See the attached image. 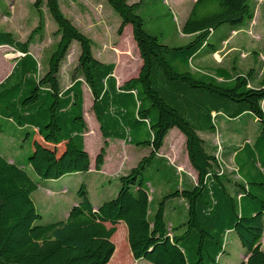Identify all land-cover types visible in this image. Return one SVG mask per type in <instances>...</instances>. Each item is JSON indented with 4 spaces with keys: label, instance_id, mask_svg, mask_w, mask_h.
I'll return each mask as SVG.
<instances>
[{
    "label": "trees",
    "instance_id": "16d2710c",
    "mask_svg": "<svg viewBox=\"0 0 264 264\" xmlns=\"http://www.w3.org/2000/svg\"><path fill=\"white\" fill-rule=\"evenodd\" d=\"M106 1L120 16L116 33L121 35L126 25L131 27L142 61L137 76L117 87L112 75L114 65L93 56L92 40L62 13L58 0H34L37 25L24 42L0 30V46H10L21 55L0 83V110L16 124L35 129L28 164L40 179H59L89 169L82 140L86 132L82 80L91 93V110L103 138L149 147L150 152L118 178L120 187L114 198L94 209L81 185L77 190L79 202L70 208L66 218L47 224L37 223L42 217L31 198L37 182L22 166L0 155V264H112L109 260L115 246L111 237L120 221L126 226L128 246L135 260L151 264H217L224 235L233 230L245 249L246 259L241 264H264L259 242L264 200L252 194L249 187L235 183L240 189L237 196L245 200L238 206L225 179L216 171L218 161L206 151L197 133L214 130L212 113L230 119L251 115L259 128L250 148L244 145L239 149L234 162L240 175L237 159L241 151H247L254 167V152L264 148V71L252 85V70L229 76L224 70L210 74L191 68V60L201 48L206 47L210 53L217 50L208 41L213 30L224 25L234 30L245 18L253 17L252 0H195L181 26V33L191 39L179 46L165 44L145 29V20L138 13L144 0L131 4L126 0ZM42 6L51 15L59 39L47 69L38 77L39 64L29 53V45L33 36L43 31ZM72 41L79 43L80 53L71 75L72 84L62 89L60 66ZM172 128L184 137L196 183L164 196L149 218V195L141 177L157 159ZM106 146L104 142L95 158L96 170L102 165ZM246 177V184L259 185L264 190V181L249 182V175ZM170 198L183 199L187 216L183 223L169 227L164 215ZM118 249L116 246L112 259L122 264Z\"/></svg>",
    "mask_w": 264,
    "mask_h": 264
},
{
    "label": "rangeland",
    "instance_id": "374dc122",
    "mask_svg": "<svg viewBox=\"0 0 264 264\" xmlns=\"http://www.w3.org/2000/svg\"><path fill=\"white\" fill-rule=\"evenodd\" d=\"M7 1L12 2V0H0V29H2V31L5 30V32L11 33L16 40L24 42L30 32L37 25V14L33 8L34 0H15L16 2L13 3L14 6L10 7H7ZM99 1L100 5H95L96 7L94 8V5L90 4L89 0H58L59 7L61 11H63L62 13L67 18L72 17L75 22L77 18L73 15V11L76 9V7L79 9L82 8V10L87 9V12L83 11L87 14V16L85 14L86 17H82L83 19L81 18L83 21L80 20L82 27H80L79 31L88 38H92L94 41L92 43V51L96 57L101 59L106 58V61H117V74H123V65H125V63L122 59L126 58L124 53H129V56L131 54V56L134 57V59H132L131 65H133V63L136 61L134 53H137V47L135 43L131 41L133 38L131 36L130 25H126L125 29L122 31V34L118 35L116 30L120 24V16L109 6L106 0ZM126 1L131 4L138 2L139 0ZM191 6V0H144L138 9V13L144 18V26L149 33L158 36L159 40L165 44L170 46H179L185 44L189 40L184 36V34L181 33V20L182 16L186 12H189ZM251 6V11L254 18H245L241 25L242 29H244L242 31L244 33L242 34L244 38H241L239 41H237V47L234 49H229L231 45L230 42L229 44L227 43L225 45L220 42L221 44L219 46V50L220 52H224L229 49L225 54V57H223V60L225 59V64L231 60L233 62L232 64L234 65L232 70L226 71L229 76H233L235 74H245L249 70H252V81H254V79L258 78L264 71V0H252ZM41 12L44 22L43 31L41 32V35H34L33 40L29 45L30 52L33 54L34 58L39 64L38 77H41L47 69L48 59L52 51L55 49L56 43L59 39V37L55 34L56 25L45 6L41 7ZM99 15H102L103 23L102 19L101 21H98ZM88 20L90 21L89 24L87 23ZM78 21L79 20H77V22ZM228 30H230L228 25L221 26L214 30V36L216 34L219 35L226 33ZM214 36L210 39V43H214ZM232 43H234V39ZM103 47L104 49L99 51V49ZM114 47L124 52L118 55ZM11 48H8V52L12 53V57L20 56V52L12 48L14 50L13 51ZM79 53V43L77 41H72L67 55L63 59L60 66L59 83L62 89H64L70 83L72 72L77 65ZM116 55H118L121 59L119 60L116 58ZM10 59L9 61L12 62ZM127 59L128 56L125 62H128ZM129 62H131L130 58ZM195 65H197V62ZM191 68L193 71H198L197 68L193 66V64ZM202 72L210 74L217 73V71L213 72L212 70L208 69H203ZM218 79L221 80V78ZM121 85L122 84H119V86ZM82 87L83 118L85 117L86 120V129L92 131L95 129V118L91 110L92 96L83 80ZM261 106L264 110V100L261 102ZM212 122L214 124L213 131L199 132L204 141V148L209 154H212L219 163L218 170L216 171L223 176V179H225L224 184L228 192L235 197L238 206L240 203L244 204L245 200H240V198L237 196L240 189L235 185V183H241L244 186L249 187L250 192L257 196L258 199L264 200V190L261 189V186L255 184H246L247 175H249V182L259 183L264 181V148L259 152H254V167L249 162L250 157L247 151H241L239 153L237 165L240 168V175H238V173H236L235 163L233 164L231 161V155H229L227 147L230 141H232V137H234L235 147L238 146L244 138H249V140H252L253 142V137L256 135L259 128L258 122L256 119L254 121L252 116L248 114H243L240 117L230 119L220 113L212 114ZM16 125L19 126L16 123L12 124L4 119H0V129L3 133L0 135V154L13 158L15 162L20 164L28 172L30 177L37 182V191L32 195L36 205V211L42 217L41 221L37 223L47 224L64 220L70 208L79 202L77 190L81 185H84L85 182H89L87 176L79 173H70L65 174L62 176L63 178L58 181H56V179L45 180L37 177L28 164V157L32 152L29 144L24 142L17 145H11L4 140L12 132L13 126L17 128ZM30 128L31 127L26 126L27 130H24V136ZM174 133H179V130L172 128L168 131L166 135L167 137L165 136L163 148H160L161 155L166 156V151H168V148L171 146V144H173V142L176 143V147L179 149L182 155H184V143L180 142V139L178 140L175 138ZM180 135L183 136L181 133ZM230 135H232L231 138ZM114 141L117 140L112 138L110 147L111 151L115 145ZM87 143L88 148L94 147L96 145L94 134L88 135ZM5 145L7 147L1 149V147ZM142 149L143 148L137 146H127V157H125L123 161H138L142 156H144V154H147L144 153ZM111 157L115 159L112 154ZM159 159L160 158H158V160L154 159L151 164L146 167L141 177L142 184L149 195V218H151L156 211L158 203L162 200V198L175 191L177 185H181L183 179L186 178L191 183V185L196 183V173L193 171L190 165L179 168V170L177 169L179 166H175L179 172L177 176H174L173 169L167 164L165 165L163 161H159ZM226 179L229 181V183L226 181ZM54 181H56V183ZM117 181L118 180L116 179H112L111 187H114L115 183H118L117 185L120 187V184ZM46 186H49V188L54 191H64L57 192L56 194L49 196L45 194L43 189ZM87 186L90 192V201L93 204H99L102 200V197H96L91 187L89 185ZM172 203L173 198H170L165 203L164 218L169 227L173 224V221L170 219V206H172ZM185 216H187L186 210ZM262 222L264 227V213L262 216ZM108 226H110V224H108ZM115 233L116 236L114 237ZM115 233L112 235V239L115 249L116 246H119L117 257L120 256L122 259V264H151L144 259H133L127 242L126 226L123 222L120 221L116 224ZM259 242L261 244L262 251H264V230ZM243 255H245V249L241 246L236 233L233 230L227 231L224 235L223 251L217 258V264H241L243 261ZM112 256L110 258L112 264H119V260L112 259Z\"/></svg>",
    "mask_w": 264,
    "mask_h": 264
},
{
    "label": "crops",
    "instance_id": "0c3cea01",
    "mask_svg": "<svg viewBox=\"0 0 264 264\" xmlns=\"http://www.w3.org/2000/svg\"><path fill=\"white\" fill-rule=\"evenodd\" d=\"M182 1H184V0H182ZM194 1L195 0H191V3H193ZM15 2H16L15 0L14 1L12 0V2L7 1V7L14 6L13 3H15ZM89 2H90V4L94 5V8L96 7L95 5H100L99 0H89ZM83 11L87 12V9L82 10V8L79 9L78 7H76V9L73 11V15L76 16L77 20H79L78 22H77V20L75 22L72 17L68 18L78 28V30L80 29V27H82L80 24V20L83 19L82 17L87 16V14L84 13ZM85 14H86V16H85ZM187 15H188V12H186L182 16L181 26H182L183 22L185 21ZM101 19H102V23H103V17H102V15H99L98 21H101ZM87 23L89 24L90 21L88 20ZM125 27H124V29H125ZM0 30H2V29H0ZM130 30H131V27H130ZM243 30L244 29H242V27H239V28H235L234 30L230 29L226 33H222L219 35L216 34L215 36H214L215 31L213 30L209 36L208 41H210V39L214 36L215 39H214V43H212V44H215L217 50L215 52L210 53V52H208L206 47L201 48L200 51L192 58L191 66L193 64V66L196 67L199 72H202L203 69L212 70L213 72L214 71H220V70H224V71L232 70L234 68V65L232 64L233 62L230 60V61H228L227 64H225L224 63L225 59L223 60V57H225V54L228 52L229 49H234L237 47L236 46L237 41H239L241 38H244V36L242 35V34H244L242 32ZM131 36H132V34H131ZM184 36L186 38H188L189 40L191 39V36H189V35H184ZM233 39H234V43H232ZM91 40H92V38H91ZM131 41H133V39H131ZM93 42L94 41L92 40V43ZM220 42L223 43L224 45L227 43L229 44V42H230V44H231L230 48L224 52H220V50H219V46L221 44ZM103 46H105V45H103ZM8 48H11V47L7 46V45L0 46V83L3 82L6 77H8V75L11 73V71L15 65L16 60L21 56L20 55V56L12 57V53L8 52V50H9ZM103 49H104V47L99 49V51L103 50ZM114 49L118 53V55L120 53L124 52V51L117 49L116 47H114ZM29 53L32 54L30 52V48H29ZM117 53H115V54H117ZM9 54H11V55H9ZM92 54L97 60H99L102 63H113L115 65L114 70H113V77L115 78L117 87H119V84H123L125 81L129 80L130 78L137 76V74L140 70L141 64H142V61L139 57L138 50H137V53L136 52L134 53L136 61L134 60L135 62L133 63V65H131V64H132V59H134V57L131 56V54H130V56H131L130 57L128 55L129 53L128 54L124 53V55H126L125 56L126 58L128 56V59H127L128 62H125L126 58L122 59L123 62L125 63V65H123V71L124 72H123V74H119V73L117 74V71H116V64L118 63L117 61H114V60H109V61L107 60L106 61V58L105 59L98 58L94 55L93 51H92ZM118 55H116V58H118L120 60L121 58H119ZM32 56H33V54H32ZM129 58H130L131 62H129ZM9 59L12 60V62H10ZM196 62H197V65H195ZM134 65H135V67H134ZM259 77L255 78L254 81L251 82V84L256 85ZM71 84H72V79L70 80V83L64 89L71 86ZM81 90L83 92L82 86H81ZM93 116H94V114H93ZM219 118H222V117H219ZM252 118L255 121L254 117H252ZM0 119H4V120H6L12 124L15 123L12 119L4 116V114L1 110H0ZM84 120H85V117H84ZM85 122H86V120H85ZM94 127H95V129H93L92 131L86 129V132L82 135L83 136L82 140H83L84 150L87 152V154L89 156V169H88V171H86L84 173H79V174H84L85 176H87V179L89 181V182H85V184H84L85 189H86L87 194H88L89 201H90V192H89L87 185H89L91 187V189L95 193L96 197L97 196L102 197L101 202L97 205L93 204L90 201L93 208L96 209L102 202L107 201L108 199H112L116 196L118 189H119V186L117 185L118 183H115L114 187H111V180L112 179L118 180V178L121 175L126 174L132 167H134L136 165L134 163H137L141 158L138 161H123L124 158L127 157L126 147L127 146H134V145L129 144L123 140L120 141V139L114 138V140H117V141H114L115 145L111 151L110 147H111V139L112 138H103L101 131L99 129V124L96 121V118H95ZM12 129H13L12 132L4 140L11 145H17V144L27 142L30 146L31 151H32V149H33L32 145H33V140H34L33 138L35 137V134H34L35 129L31 127L28 130V132L25 133V136H24V130H27L25 126L19 125V126H17V128L13 126ZM197 133H198L199 137L203 140L202 136L200 135V132L198 131ZM1 134H3V133L1 132V129H0V135ZM92 134H94V136H95L96 145L94 147L88 148L87 137H88V135H92ZM174 137L177 138L178 140L180 139L179 141L184 143V145H183L184 155H182V153L176 147L177 145L175 142H173V144H171V146L168 148V151H166V156L161 155L160 151L163 148V145H164V143H163L161 149L159 150V152L157 154L156 160H158V158H160L159 161H163L165 165L167 164L169 167H171L173 169V175L177 176V174L179 172L178 171L179 168H183L184 166H187V165L189 166L190 164H189L187 154H186V150H185L184 137L180 135V132L174 133ZM231 137H232V135H230V138ZM254 138H255V136L253 137V139ZM104 141L107 142V146L105 149V155L103 157V162H102V165L100 166V169L96 170L95 169V158H96L101 146L103 145ZM251 144H252V140H249V138H244L242 140V142L238 146L235 147L234 146V137H232V141H230V143L227 145V147H228L229 155H231V161L233 162V164L235 163L234 157H235L236 152H238V150L241 149L244 145H247L250 148ZM5 147H7V146L5 145V146L1 147V149H4ZM141 148H143L142 150L144 153H147V154H144V156L149 154V152H150L149 147H141ZM111 154L114 156L115 159H113L111 157ZM0 155L3 156L7 161L21 166L20 164L16 163L13 158L6 157L2 154H0ZM175 166H179V167H177L178 170L175 168ZM61 178H63V177H61ZM61 178L56 179V181L60 180ZM56 181H54V182L56 183ZM190 187H191V183L185 178L182 180L181 185H179V186L177 185L176 189L181 190L183 188H190ZM43 189L45 191V194L49 195V196L56 194L57 192L64 191V190L54 191V190L50 189L49 186H46ZM35 192H33L32 195ZM32 195H31V198H32V201H33L34 206L36 208V205H35V202L33 200ZM106 197H110V198H106ZM170 209H171L170 219L173 221L174 226L181 224L185 221V219H186V216H185L186 204L183 201V199L173 198V203H172V206H170ZM105 224L107 227H109L108 224H110V223H105ZM263 230H264V227H263ZM111 241L113 242L112 237H111ZM245 259H246V257H245V255H243V261Z\"/></svg>",
    "mask_w": 264,
    "mask_h": 264
},
{
    "label": "built area",
    "instance_id": "2783aa9c",
    "mask_svg": "<svg viewBox=\"0 0 264 264\" xmlns=\"http://www.w3.org/2000/svg\"><path fill=\"white\" fill-rule=\"evenodd\" d=\"M213 114V113H212Z\"/></svg>",
    "mask_w": 264,
    "mask_h": 264
}]
</instances>
